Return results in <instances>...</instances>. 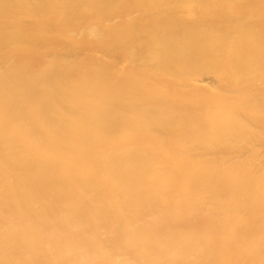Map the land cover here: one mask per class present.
Segmentation results:
<instances>
[{"label":"bare ground","instance_id":"obj_1","mask_svg":"<svg viewBox=\"0 0 264 264\" xmlns=\"http://www.w3.org/2000/svg\"><path fill=\"white\" fill-rule=\"evenodd\" d=\"M0 264H264V0H0Z\"/></svg>","mask_w":264,"mask_h":264}]
</instances>
